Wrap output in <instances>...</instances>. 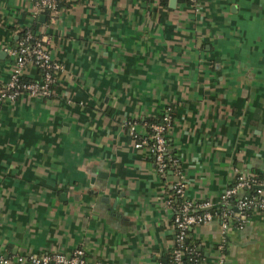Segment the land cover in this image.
I'll use <instances>...</instances> for the list:
<instances>
[{
    "label": "crops",
    "instance_id": "obj_1",
    "mask_svg": "<svg viewBox=\"0 0 264 264\" xmlns=\"http://www.w3.org/2000/svg\"><path fill=\"white\" fill-rule=\"evenodd\" d=\"M62 1L35 16L58 66L52 95L0 102V258L80 250L84 264H162L173 177L155 176L129 126L145 137L169 116L185 200L216 204L238 175L264 184V0ZM33 14L28 0H0V87L3 49ZM188 233L203 264H264V209L241 228Z\"/></svg>",
    "mask_w": 264,
    "mask_h": 264
},
{
    "label": "built area",
    "instance_id": "obj_2",
    "mask_svg": "<svg viewBox=\"0 0 264 264\" xmlns=\"http://www.w3.org/2000/svg\"><path fill=\"white\" fill-rule=\"evenodd\" d=\"M35 17L37 14L47 10L49 13L55 12V0H28ZM193 7L197 0H188ZM31 32L25 31L21 38H17L13 46L4 48L9 63L10 73L5 83L0 87V102H13L20 95L29 97L38 96L46 98L52 95L51 85L56 79L58 66L51 61V58L43 44L41 38L34 39ZM26 67H32L36 75L22 81L23 71ZM169 124V116L163 114L160 121L149 124L150 133L148 137H140L133 141L134 148L146 147L151 155L155 176L159 179L168 177L167 169L173 168V177L170 183V190L179 203L171 208V200L167 195L164 204L171 208L172 217L170 227L172 230V244L170 248L171 258L169 264H183V255L188 251L185 240L188 238L190 228L205 224L213 220L220 223L222 230L234 225L241 228L246 219V212L264 209V199L255 203L247 195L250 186L254 184V177L236 176L233 184L226 188L217 198L216 204L209 201H188L183 198L184 182L182 172L178 162L174 157L168 155L165 132ZM129 134L135 138L133 128L129 126ZM263 182L254 185L258 197L263 198L261 188ZM233 208V210H232ZM221 210L218 214L211 213L212 210ZM83 253L80 250L74 251L70 255L57 253L44 254L41 256L28 255L18 257L17 264H84ZM9 260L1 259L0 264H8Z\"/></svg>",
    "mask_w": 264,
    "mask_h": 264
},
{
    "label": "trees",
    "instance_id": "obj_3",
    "mask_svg": "<svg viewBox=\"0 0 264 264\" xmlns=\"http://www.w3.org/2000/svg\"><path fill=\"white\" fill-rule=\"evenodd\" d=\"M161 2V4L163 5H166L168 0H159ZM184 4H190L188 0H178ZM66 4L62 1V0H55V11H57L59 8L61 7H64ZM42 14H44L46 16V19H49V12L47 10H44L42 12ZM38 25V22H37V18L35 17L32 21V23L25 27V28H22L20 29L18 32H17V38H21L23 33L25 31H29L31 32V36L34 38V39H39L41 38L40 34L37 33L36 31V26ZM30 77H27V76H24L21 80L22 81H25L27 79H29ZM55 84V82H54ZM54 84L51 85V88H53ZM161 118V117H160ZM160 118L159 120L157 121H150L152 123H155V122H158L160 121ZM149 127V126H148ZM149 133H150V129H149ZM148 133V135H149ZM145 137H148V136H145ZM138 138H140L138 135L135 136V138H133L134 140H138ZM171 154V153H170ZM168 153V155H170ZM171 157H173L172 155H170ZM173 171V168L172 167H169L168 165V169H167V174L169 176V173ZM254 184H252L249 188V190L247 191V195L249 197H252L251 199L255 202V203H259L260 199H264L263 198H260L257 196L256 194V189L254 187V185H257L259 183L262 182V179L260 177H254ZM167 190V195L169 197V200H171V208L174 209V207L179 203V200L178 199H175L171 190H169L168 188L166 189ZM221 210H212L211 213H215V214H218ZM253 211V209L249 210L246 212V218L251 214V212ZM189 235V233H188ZM185 246L187 248V252L183 255V264H203V258H202V255L200 254L199 251H197L196 247L194 246V244L190 241L189 238H187L185 240ZM170 258H171V252H169L167 255H165L162 260H161V263L162 264H169V261H170Z\"/></svg>",
    "mask_w": 264,
    "mask_h": 264
},
{
    "label": "water",
    "instance_id": "obj_4",
    "mask_svg": "<svg viewBox=\"0 0 264 264\" xmlns=\"http://www.w3.org/2000/svg\"><path fill=\"white\" fill-rule=\"evenodd\" d=\"M169 4H170V6L173 5L174 4V0H169ZM261 189L264 190V187H262Z\"/></svg>",
    "mask_w": 264,
    "mask_h": 264
}]
</instances>
